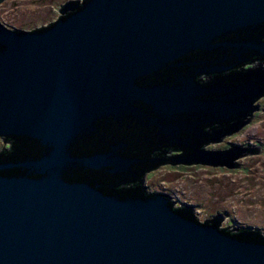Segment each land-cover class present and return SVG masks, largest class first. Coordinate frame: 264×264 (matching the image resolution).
<instances>
[{
    "label": "water",
    "instance_id": "1",
    "mask_svg": "<svg viewBox=\"0 0 264 264\" xmlns=\"http://www.w3.org/2000/svg\"><path fill=\"white\" fill-rule=\"evenodd\" d=\"M59 12L35 31L0 22V140L25 138L44 149L0 162V264H264V240L224 234L221 216L200 223L176 211L166 194L106 195L65 179L77 163L96 162L72 153L78 138L99 119L129 110L131 100H145L163 116L206 110L242 119L248 100L200 101L205 91L192 78L182 87L140 83L183 53L207 50L220 35L261 29L264 0H86L64 3ZM254 40L239 46L264 53V42ZM250 67L264 65L243 68ZM246 87L231 89L232 98L264 92ZM255 111L257 105L245 124ZM247 150L237 158L260 152ZM230 152L197 150L194 164L237 168L231 159L222 162Z\"/></svg>",
    "mask_w": 264,
    "mask_h": 264
},
{
    "label": "flooded vegetation",
    "instance_id": "2",
    "mask_svg": "<svg viewBox=\"0 0 264 264\" xmlns=\"http://www.w3.org/2000/svg\"><path fill=\"white\" fill-rule=\"evenodd\" d=\"M85 1L69 0L65 3L81 5ZM61 5L58 6L56 20L60 17ZM52 23L49 22L32 31L46 28ZM262 34L264 37V26L255 31L239 30L220 35L211 42V46L207 50L183 53L171 59L161 70L141 79L143 82L140 83L141 86L148 89L182 87L189 85L188 78H192L194 83L205 91L204 95L197 97L200 101L220 103L224 99L226 104L233 103L244 106L248 100L249 110L242 119H236L237 117L231 115L227 119L217 111L213 114L206 110L202 112L175 111L168 116H163L147 101L131 100L128 105L131 107L129 110L119 115H110L99 119L95 123L94 131L78 138V140L87 138L90 153L77 156L87 157L91 161L92 159L96 160V162L75 165L81 167L88 177L89 180L86 178L84 181L98 187L102 193H106L112 186L107 182L110 180L123 178L138 180L144 173L143 178L141 177L143 182L144 177L152 172L144 170L145 166L140 171L137 167L139 164H154L157 168L162 164L199 163L198 158L200 157L197 158L196 153L197 150H203L202 143L206 145L209 141L215 142L220 134L245 124L247 116H251L254 109L252 103L264 95V92H260L264 85H253L261 79L264 80V68H243L245 65H264V53L239 46V43H247L255 38L262 40L260 37ZM236 86H247L246 88H249L251 92L258 91L260 94L233 99V94L231 95L229 91ZM9 139L10 137L2 138L6 144V147L3 148L4 151H8L10 148L11 141ZM16 145L13 144L12 147L15 148ZM153 150H158L157 155ZM229 150L231 152L222 162L229 163L230 159L234 161L240 155V151L241 153L248 151L247 148L239 150L236 147L222 151ZM173 153L176 154L173 155Z\"/></svg>",
    "mask_w": 264,
    "mask_h": 264
},
{
    "label": "rangeland",
    "instance_id": "3",
    "mask_svg": "<svg viewBox=\"0 0 264 264\" xmlns=\"http://www.w3.org/2000/svg\"><path fill=\"white\" fill-rule=\"evenodd\" d=\"M66 1L5 0L0 4V22L9 29L32 31L55 22L58 6ZM256 105L258 111L248 123L221 142L205 145L203 150L258 147V154L237 158L233 164L238 167L234 169L164 164L144 177L145 190L152 195H168L176 208H190L200 223L221 216L218 228L264 233V96L252 103ZM5 147L0 140V150Z\"/></svg>",
    "mask_w": 264,
    "mask_h": 264
},
{
    "label": "trees",
    "instance_id": "4",
    "mask_svg": "<svg viewBox=\"0 0 264 264\" xmlns=\"http://www.w3.org/2000/svg\"><path fill=\"white\" fill-rule=\"evenodd\" d=\"M260 35V34H258ZM263 34L260 36L262 38L259 39V41H263L264 42V37H262ZM9 141H11V145L9 146V150L8 151H4L3 149L0 150V162H15L17 159H20L24 156L27 155H31V154H35V153H42L44 152V149H42L36 142L25 139V138H16V137H10ZM13 144H17L16 145V149L13 148ZM89 142L87 140V138H82L80 140H78V142L75 143L74 147L72 148V153L73 154H89L90 153V148H89ZM165 149V148H164ZM167 150V149H166ZM172 150V149H171ZM161 151V150H159ZM154 154L157 155L158 150H153ZM157 157V156H156ZM159 157V156H158ZM145 166L144 170L153 172L156 167L154 166V164H139L138 169H140V171H142L143 167ZM136 167V168H137ZM142 169V170H141ZM144 174V173H143ZM142 174V175H143ZM140 176V178L138 180H132L129 178H123L120 180L114 179V180H110L107 181L109 183L112 184L111 188L109 189V191H107L106 195H113V196H117L120 195L122 193H126V192H130V193H140V192H144L145 196L151 195L150 193H148L146 190L144 191V183L141 181V177L143 178V176ZM71 177H76L78 178V180H89L88 177L85 175L84 171L82 170L81 167H72L70 170H68V173L65 175V179L67 178H71ZM92 181V180H91ZM87 182V181H84ZM94 182V181H93ZM98 183H102V182H98ZM145 189V188H144ZM146 192V193H145ZM143 195V194H142ZM176 211L181 212L182 215H185V213L189 216H191V218L195 221H197L196 217L193 215V212L191 211H187V209H185L184 207H174ZM220 231H222L224 234L229 235L237 240H248V241H263L264 240V233L257 231V230H252V229H237V230H229V229H225V228H218Z\"/></svg>",
    "mask_w": 264,
    "mask_h": 264
},
{
    "label": "bare ground",
    "instance_id": "5",
    "mask_svg": "<svg viewBox=\"0 0 264 264\" xmlns=\"http://www.w3.org/2000/svg\"><path fill=\"white\" fill-rule=\"evenodd\" d=\"M60 7H61V6H60ZM57 12H58V11H57ZM209 144H211V143H208V145H209ZM206 145H207V144H206ZM209 146H210V145H209ZM230 146H231V145H230ZM232 147H235V146H231V148H232ZM167 196H168V195H167Z\"/></svg>",
    "mask_w": 264,
    "mask_h": 264
}]
</instances>
